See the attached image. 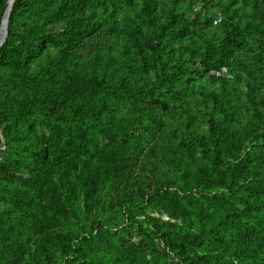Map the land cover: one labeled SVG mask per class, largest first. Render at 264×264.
Masks as SVG:
<instances>
[{
  "label": "trees",
  "instance_id": "obj_1",
  "mask_svg": "<svg viewBox=\"0 0 264 264\" xmlns=\"http://www.w3.org/2000/svg\"><path fill=\"white\" fill-rule=\"evenodd\" d=\"M132 1L15 0L7 38L0 49L4 82L11 80L10 75L7 77L9 72L14 73V77L27 78L29 85L38 87L34 96L30 91L20 101H12L11 110L5 114L3 121L8 130L17 134L15 140L9 142L22 147L37 142L36 136L20 135L16 126H31L35 118L49 117L52 131L38 155L46 166L51 164L50 157H56L61 151L74 155L77 162L70 165V172L87 211L92 208L98 185L95 180L98 177L91 166L93 129L101 124L106 102L103 100L95 109L93 97H83L92 95L95 87L76 97V82L68 79L55 86L47 69L63 68L69 58L81 61L84 57L78 56L73 49L92 38L96 31L106 37L118 33V13L125 7L131 8ZM181 1L174 0V3ZM243 1V6L251 4L255 18L262 16L263 0ZM153 2L145 0L143 13L133 18L126 32L130 49L123 46L121 54L130 62L128 75L135 72L136 58L144 72L153 71L154 81L150 88L143 89L144 95L155 99L161 108H170L174 116L178 115L177 143L170 160L176 180L150 193L143 190L139 203L123 208L127 221L143 234V253L120 242L116 231L104 229L98 222L88 234L74 236L64 245L62 239L55 237L61 249L56 257L44 254V260L46 264H59L60 261L62 264H264V75L246 72L244 102L236 88L230 90L228 80L211 77L212 82L220 84L219 88L199 91V98L189 102L166 103L162 89L182 97V89H176L178 85L184 83L196 88L192 85L194 72L190 74L181 59L166 58V55L171 51L168 47L177 39L173 34L174 25L194 27L197 23L171 8L170 17L161 24L153 15ZM5 8L2 6L0 11L4 13ZM241 10L231 9L230 4L226 6L225 20L218 27L222 40L199 43L191 51L190 59L197 58L203 72L223 67L245 47L244 30L239 26ZM259 23L263 24V19L260 18ZM209 24L211 20L207 19L206 25ZM47 42L60 45L61 51L53 59L45 49ZM35 54L48 62L45 60L38 73L29 75L28 63ZM112 61V57L97 49L87 65L91 63L99 69ZM127 77L122 78L116 91L110 88L112 95L132 97ZM36 81L38 83H34ZM68 95L75 97L69 102V108L56 110ZM67 113L73 117L66 120ZM84 119L89 121V126L84 124ZM199 123L206 126L204 133L200 132ZM13 169L19 170L15 161L8 166L0 163V202L15 207L24 199V190L13 188L7 181L6 176ZM192 189L195 192L191 193ZM60 191L72 194L63 186ZM39 195L35 196L38 201ZM57 195L62 196L61 192ZM55 203L61 204L59 199ZM60 212L55 206L50 211L51 217L61 220ZM154 213L161 216H153ZM2 215L0 213V249L9 241L8 233L2 228ZM23 215L24 212H19L20 218ZM102 243L106 250L99 249ZM22 247L24 250L25 242Z\"/></svg>",
  "mask_w": 264,
  "mask_h": 264
},
{
  "label": "rangeland",
  "instance_id": "obj_2",
  "mask_svg": "<svg viewBox=\"0 0 264 264\" xmlns=\"http://www.w3.org/2000/svg\"><path fill=\"white\" fill-rule=\"evenodd\" d=\"M7 1L0 0V8L6 7ZM243 2V0H182L177 4L174 0H154L153 15L161 24L170 17L171 8H176L178 13L186 16L190 21L196 20L197 23L194 27H185L180 23L174 25L173 34L177 39L168 47L171 51L166 55V58L181 59V62L190 69V74L194 72L192 85L196 88L184 83L178 85L176 89L177 91L182 89V97H176V94L172 95L162 89L166 103L173 105L178 100L189 102L199 98V91L219 88L220 84L212 82L211 77L228 80L230 90L236 88L241 102L246 100V72L253 71L264 75V23H259L260 18L264 22V0L262 16L258 15L257 18L251 13V4L243 6ZM132 4L131 8L125 7L118 13L120 27L118 33L106 37L96 31L92 38L73 49L78 56L84 57L81 61L77 62L76 59L69 58L63 68L47 66V74L52 78L55 86L71 79L76 82L74 90L76 97L95 87L92 95H83V97L86 99L93 97L95 109L100 107L103 100L106 102L101 124L93 129L91 166L93 173L98 177V180L95 179L98 185L95 188L90 211L84 208L81 191L73 182L70 172V165L77 162L74 155L61 151L56 157H50L49 166L44 165L38 155L52 131V126L48 122L49 117H37L31 126L20 124L16 126V131L19 130L20 135L36 136L39 139L37 142H32L27 147L9 142L15 140L17 134L8 130L7 123L3 121L5 114L11 110L12 101H20L30 91L34 96L38 87L31 83L29 85L27 78L19 75L14 77V73L9 72L7 77L10 75L11 80L5 83L1 78L0 64V163L7 166L14 161L18 163L19 170H11L6 179L13 188L21 187L24 190V199L17 206L0 202V213H3L2 228L8 233L7 237L10 241L3 244L0 249L2 251L0 264H46L44 254L56 257L61 249L55 237L62 239L64 245L74 236L88 234L91 227L98 222L104 229L116 231L120 242L143 253V234L127 221L123 208L139 203L143 190L150 193L175 182L174 166L170 160L177 143L179 121L178 115L174 116L169 111L170 108H161L155 103V99L144 95L143 89L150 88L154 81V73L144 72L138 58L134 60L135 72L128 75L127 64L130 62L125 54H121L122 47L130 49L126 32L133 18L138 13H143L145 0H133ZM229 4L231 9L242 8L239 13V26L244 30L245 47L235 53L223 67L203 72L198 59L193 57L190 59L191 51L199 43L222 40V33L218 27L225 20L223 11ZM2 16L3 12L0 11V20ZM207 19L211 20V24L206 25ZM250 21L251 24L248 25ZM147 30L145 28L144 31ZM59 48V44L50 42L45 44L51 59L60 53ZM97 49H101L114 61L107 67L103 66L99 69L91 63L87 65ZM35 51H38V48ZM45 60L43 57L39 59L35 54L28 63L29 75L38 73L44 67ZM105 72L107 77L103 75ZM125 76H128V89L132 97L120 94L118 98L112 95L110 88L116 91ZM99 83L101 84L98 85ZM73 98L75 97L66 96L61 102L62 106L59 104L56 110L69 108V102ZM67 117L71 118L73 114L67 113L66 120ZM241 121H243L242 117ZM84 124L90 125L87 119H84ZM199 125L200 132L204 133L206 126L202 123ZM27 185L33 188L30 189ZM60 186L68 189L69 193L72 191V194L67 195L60 191ZM59 192L62 196L57 195ZM193 192L194 189L191 190V193ZM37 194H40V201L35 198ZM56 199H59L61 204L57 205ZM55 206L61 211V220L51 217L50 211ZM19 212H24L23 218H20ZM152 215L161 216L155 213ZM162 218L167 219L165 215H162ZM22 219H24L23 223H21ZM137 219L141 220L142 217ZM24 242L26 247L23 250ZM99 249L106 250L105 244H100ZM59 264L62 262L60 261Z\"/></svg>",
  "mask_w": 264,
  "mask_h": 264
},
{
  "label": "water",
  "instance_id": "obj_3",
  "mask_svg": "<svg viewBox=\"0 0 264 264\" xmlns=\"http://www.w3.org/2000/svg\"><path fill=\"white\" fill-rule=\"evenodd\" d=\"M9 1H11V4H10V5H8ZM14 2H15V0H8V1H7V6H6V8H5V10H4V13H3V16H2V18H1V24H2L3 18H4V16H5V14L7 13V16H6V30H5V36H4V39H3V41H2V44L0 45V49H1V47L4 45L5 40H6V38H7V31H8V25H7V24L9 23V16H10V13H11L12 7H13V5H14ZM1 24H0V26H1Z\"/></svg>",
  "mask_w": 264,
  "mask_h": 264
},
{
  "label": "bare ground",
  "instance_id": "obj_4",
  "mask_svg": "<svg viewBox=\"0 0 264 264\" xmlns=\"http://www.w3.org/2000/svg\"><path fill=\"white\" fill-rule=\"evenodd\" d=\"M11 4V1H9V3H8V5H10ZM6 16H7V13L5 14V16H4V18H3V21H2V25H1V27H0V45L2 44V41H3V39H4V37H3V33H4V29H6ZM8 25V24H7ZM2 37H3V39H2ZM2 39V40H1Z\"/></svg>",
  "mask_w": 264,
  "mask_h": 264
}]
</instances>
